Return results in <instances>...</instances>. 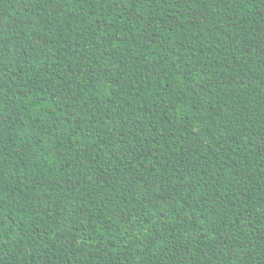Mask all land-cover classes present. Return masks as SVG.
<instances>
[{
  "label": "trees",
  "instance_id": "trees-1",
  "mask_svg": "<svg viewBox=\"0 0 264 264\" xmlns=\"http://www.w3.org/2000/svg\"><path fill=\"white\" fill-rule=\"evenodd\" d=\"M0 264H264V0H0Z\"/></svg>",
  "mask_w": 264,
  "mask_h": 264
}]
</instances>
